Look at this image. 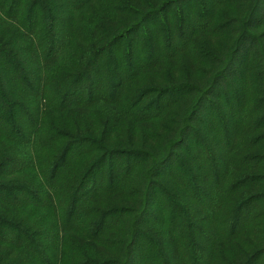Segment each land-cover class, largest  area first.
I'll list each match as a JSON object with an SVG mask.
<instances>
[{
    "label": "trees",
    "instance_id": "obj_1",
    "mask_svg": "<svg viewBox=\"0 0 264 264\" xmlns=\"http://www.w3.org/2000/svg\"><path fill=\"white\" fill-rule=\"evenodd\" d=\"M263 2L246 0L245 26L256 22ZM182 3L171 0L146 12L136 0H0V17L15 28L13 36L27 42L22 51L28 65H36L12 72V81L29 93L23 102L0 79V141L12 149L0 145V264H134L137 239L144 244V264H264V133H257L264 131V30L257 38L244 27L233 40L235 56L208 83L204 98L227 78L249 37L251 49L243 53L240 71L233 69L244 91L232 98L234 105L229 100L227 108L209 112L214 143L204 127L196 128L194 117L172 112L184 97L177 94L201 88L191 76L181 84L173 72L180 61L198 65L204 55L198 40L219 38L228 24H220V15L203 3L188 21L185 9H191ZM160 25L174 34L154 32ZM76 49L75 62L62 65ZM255 94L262 97L253 103ZM100 105L112 108L96 110ZM90 111L97 126L87 122ZM13 114L29 130L9 123ZM176 124L173 150L141 175L148 183H142L140 213L136 200L129 201L140 192L138 162L142 156L154 159L137 151L140 141L159 139L157 129L162 137L174 132ZM19 142L27 151L23 158L13 147ZM32 154L38 158L31 161ZM125 157L135 162L119 171ZM10 173L31 175L30 181L7 180ZM25 209L40 215L29 221L16 215H28ZM132 215L137 216L127 223ZM106 231L115 237L105 238ZM88 246L94 258L82 253Z\"/></svg>",
    "mask_w": 264,
    "mask_h": 264
},
{
    "label": "rangeland",
    "instance_id": "obj_2",
    "mask_svg": "<svg viewBox=\"0 0 264 264\" xmlns=\"http://www.w3.org/2000/svg\"><path fill=\"white\" fill-rule=\"evenodd\" d=\"M229 3L232 2V5L234 6H228L225 5V3H223L222 5H220L219 7H216V5H214V0H186V3H182L181 6H183L182 8H186L188 6H186L187 4H189V9H185V15L188 17V21L192 20V18L196 17V13L198 12V8H201L200 5H203L205 7H208L209 10L213 9V11H216V13H218L220 16L219 18H222L220 20V24L224 23V25L228 24V27L226 29L225 34L222 32L221 36L219 38L216 37H212L210 35H205L204 38L201 40V38L198 40V45H200V43L202 42L203 46L202 48H199V50H202V54L203 57H201L198 65L192 63L190 60V64L189 66L183 64L182 61L178 62L179 66L178 69L174 70V75L176 76L177 79H179V81H183L181 84H187V82H189V76H191L192 78H196L200 81V91H198L197 93H191V92H184L182 94H177V96H184L181 100H179V106L175 109L172 110V112L175 113H179L181 115H186L188 116V119L191 117H194L193 121L194 124L196 125V128H205L206 132L209 133L208 137L211 136L215 141L214 143H217V138L214 134V132L212 133V130L214 127H216V125L214 123L210 122L209 125V112L213 111V110H223L224 108H227L226 104L227 101L232 100L235 96H237L241 92L244 91V84H240V86H237V75L236 72L233 71V69L235 68L237 71H240V66H239V61H242V55L243 53L249 52V50L251 49V43L249 40V37H246L245 41L243 42V45L245 46V48L243 50H241V52L239 54L236 55V63L234 65V68L230 71V73L227 75V78H225L223 81H221V83H219V85L216 87V91L215 94L212 97H206L204 98V96H206L205 94L208 92L206 91L209 86L208 83L211 82L212 79L215 78L214 75H217L219 72H222L223 69L226 68L227 64L229 63V61L227 59H231L232 56H235V50L237 48V46H234L233 44V40L234 37L237 36V34H240V31L244 29V27H249L248 32L251 34V37H257V38H261V35H258L259 33H261L264 30V2L262 3V6L259 8L258 13H256L257 15L255 16V20L256 22H252L251 26H256L252 29L250 25H246L245 26V21H243V17L246 15V0H228ZM171 2V0H160L157 3H154V0H136V3L138 4V7L141 8L143 11H154V10H158L159 7H161V5H165L167 3ZM198 3H200V5L198 6ZM203 3V4H202ZM184 4V5H183ZM244 4V5H243ZM160 5V6H159ZM189 10V11H188ZM67 13V12H66ZM100 13V12H98ZM253 13V12H252ZM252 13L250 14V19L253 18L254 16L252 15ZM174 16V14L171 15V17ZM176 18L178 17L175 14ZM78 17V16H77ZM81 19V25L85 26V27H89L86 25V23L84 22V20L82 18H78V20L80 21ZM137 19V16L134 20ZM173 19V17H172ZM249 19V20H250ZM248 20V18H247ZM248 20V21H249ZM194 21V20H193ZM197 21V19H196ZM259 21V22H258ZM247 22V21H246ZM173 25L178 27V21L173 20L172 21ZM263 23V25H259ZM260 26V27H259ZM185 28L187 27V25L184 26ZM190 27V25H189ZM152 29L154 30V32H156L157 30H159V32L163 33L162 31H165L168 34H174V30H169V29H164L162 28V26L160 25V28H154L152 27ZM15 28L13 26H11V24H8L7 22H5L1 17H0V50H4V54L0 55V79L3 80V82L5 83V91L8 93H11L12 96L14 94H17L19 96V99H21V101L23 102V98L24 101L26 100L25 98L28 97V91L21 85L18 84L17 82L12 81L14 79L13 73L14 70H17V66H22L24 69H30L31 67H35V61L33 60L34 63L30 64V66L28 65V55H26V52L24 53L22 51V47L25 46L27 44V42L21 39L16 38L15 36H13ZM187 32V30H186ZM252 32V33H251ZM12 35V36H11ZM258 35V36H257ZM14 37V38H12ZM262 42L261 44L264 45V37L261 39ZM197 43V42H196ZM239 48V47H238ZM77 51H79V49H76L74 52L72 53H67V56L65 57V59L63 60L62 65L66 64L68 66V64H71L73 62H75V56H77ZM1 53V52H0ZM229 59V60H230ZM32 60V59H31ZM225 60V61H224ZM21 65H20V64ZM264 65V63H263ZM263 69V73H264V67L262 66ZM33 72H36V68L33 70ZM224 72V71H223ZM256 73L254 75H256L258 73V70L255 71ZM35 76H38L37 74H32ZM167 79L170 81V83H174V81H172V79L169 78V75H167ZM188 79V80H187ZM264 79V77H263ZM215 82V80H214ZM150 86H148L147 88H149ZM147 88H145V90H147ZM262 89H264V87H261ZM11 91V92H10ZM22 92V93H19ZM146 92V91H145ZM262 96L255 94L252 102L256 103V101H258L259 99H261ZM16 98V96H15ZM14 98V99H15ZM29 98V97H28ZM155 97H148L144 102H149L151 100H153ZM19 105H22L21 103H19ZM26 105H28V103H26L24 105L25 108ZM234 105V102H233ZM102 107L104 108H112L110 105L106 106H97L96 110H100ZM29 111V114H32V108L29 109L27 108ZM213 109V110H212ZM26 110V109H25ZM24 110V111H25ZM201 112L199 113L198 112ZM22 111V112H24ZM103 112V110H102ZM260 116L264 115V104H262L261 108H260ZM90 115V119L87 120L91 121L97 126V124L95 123V117L93 116V112H89L88 113ZM194 114V116H193ZM15 114H13L12 116V121H10L9 123H12L14 125H16L15 123H13V121H15L16 123L18 122L20 125L23 124V128L24 130H29V126L28 124H26L24 118L23 120L21 119V116L18 114L17 116H19L20 118L18 120L15 119L14 117ZM103 117V116H102ZM15 119V120H14ZM203 121L202 124H199V121ZM253 118L251 120V122H253ZM185 120H183L184 122ZM191 122V123H193ZM180 124V123H179ZM179 124H176L172 130L170 132H166L165 136L169 137L170 139L165 140V136L162 137L161 133H160V129H157V134H159V139L157 140H153L152 137L150 136V139L152 141H149L147 143V140H144L143 142L140 141V145L138 146L139 148L137 149L138 152H140L141 154H145L147 156H153L154 159H150L148 161H144L145 159H147L145 156H142V158L139 159V167L136 170V182L137 184L140 185V189L138 192V195L135 197V199H131L129 201L133 202V200H136L134 203L136 205L137 202V206L139 208L138 212H142V207H143V200H144V192L145 189L144 187H142V183L147 184L148 182L144 181L141 177V175L143 173H146L149 169H152L155 167V163L160 161V159H162L163 157H165L167 154H169L170 151H172V144L174 142L173 138L175 136V134H177L178 128H179ZM193 124V125H194ZM246 124H250L249 121L246 122ZM171 128V127H170ZM257 133H264L263 130L258 131ZM114 134V133H113ZM112 134V135H113ZM202 135H205L204 132L202 133ZM257 135V134H255ZM44 137V135H42ZM206 136V135H205ZM42 137V138H43ZM254 137V136H252ZM257 137V136H255ZM141 137L139 135L135 136V139H140ZM155 141V142H154ZM7 147H9L11 149V145H9L7 142L4 141H0V145L3 144ZM20 143V144H19ZM17 144H12L15 152H17L16 154H20V158H23L26 156L27 151H25L24 147L22 146L23 144L21 142H19ZM21 149V150H20ZM123 149H128L130 150L131 147L128 148H123ZM12 150V149H11ZM31 152V151H30ZM180 152V151H179ZM96 154V153H95ZM99 154V153H98ZM34 158H38L37 156L34 157L32 154L31 157V161L34 160ZM40 158L43 160L44 156L42 153H40ZM136 162H137V157L135 158ZM129 159V158H123L120 161V170L124 172L125 168L132 162H135V160L133 159ZM30 161V162H31ZM142 162V163H141ZM18 166H15V168H11L9 170L10 171H14ZM119 169V167H118ZM16 171V170H15ZM8 172V173H9ZM100 173H102V170H100ZM99 173V174H100ZM98 174V175H99ZM31 175H19L17 176L16 173H10L7 174V180H12V178L17 177L19 179H24V180H29ZM6 177V176H5ZM4 177V178H5ZM33 177V176H32ZM152 180H156V182L161 183L162 185L166 186L168 185L167 183L168 180L166 178H163L162 176L160 177H150ZM163 178V179H161ZM143 180V181H142ZM30 181V180H29ZM135 182V184H136ZM32 183V182H30ZM33 184V183H32ZM13 192V191H11ZM11 194V193H10ZM171 194V193H169ZM154 195V192H153ZM172 195V194H171ZM122 201H125L128 205L130 206H134V204H132L131 202L127 201V198H123L121 199ZM9 205H12L9 202ZM103 206V204L101 205ZM135 207V206H134ZM12 208V207H11ZM21 211V210H20ZM28 215L26 214H17L16 215H20V216H27V221L32 220L34 218H36L38 215H40L39 213L35 214V211H32L30 209H25L24 210ZM1 212V209H0ZM10 213L12 214L13 211L10 210ZM137 215H132L131 217L127 218V223L128 221L131 219H134V217ZM42 224V223H41ZM49 224V220L43 225V226H47ZM108 231V230H107ZM105 232V238H114L115 237V233L111 232ZM70 235V234H69ZM72 235V233H71ZM71 237V236H69ZM72 238V237H71ZM97 240H99V238H97ZM88 243H91V241L88 240ZM206 244L209 246V239L206 241ZM212 247V244H211ZM136 251L133 255V260L132 262H134V264H144V244L142 241H140L139 239H137V244L135 246ZM86 252L87 254H89L90 256H93L94 258V248L92 246H88L85 249H82V253ZM53 252V250H52ZM208 257V255H206ZM80 262H81V257L79 258Z\"/></svg>",
    "mask_w": 264,
    "mask_h": 264
}]
</instances>
